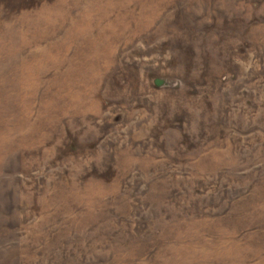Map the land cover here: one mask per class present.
Instances as JSON below:
<instances>
[{
	"label": "rangeland",
	"instance_id": "rangeland-1",
	"mask_svg": "<svg viewBox=\"0 0 264 264\" xmlns=\"http://www.w3.org/2000/svg\"><path fill=\"white\" fill-rule=\"evenodd\" d=\"M0 264H264V0H0Z\"/></svg>",
	"mask_w": 264,
	"mask_h": 264
}]
</instances>
